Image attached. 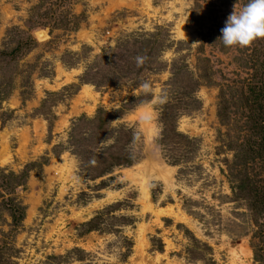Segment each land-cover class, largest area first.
I'll use <instances>...</instances> for the list:
<instances>
[{
    "label": "rangeland",
    "instance_id": "374dc122",
    "mask_svg": "<svg viewBox=\"0 0 264 264\" xmlns=\"http://www.w3.org/2000/svg\"><path fill=\"white\" fill-rule=\"evenodd\" d=\"M212 1L214 14L201 16L220 28L246 2ZM193 8L194 0H0V53L21 48L0 58V264H255L257 218L227 177L247 136L232 82L241 47L217 40L197 49ZM153 36L165 46L159 69L93 83L107 72L103 56ZM174 61L192 76L174 80ZM91 67L99 75L86 76ZM204 71L210 79L183 98ZM116 157L131 165L110 168ZM7 200L25 207L16 231Z\"/></svg>",
    "mask_w": 264,
    "mask_h": 264
},
{
    "label": "trees",
    "instance_id": "16d2710c",
    "mask_svg": "<svg viewBox=\"0 0 264 264\" xmlns=\"http://www.w3.org/2000/svg\"><path fill=\"white\" fill-rule=\"evenodd\" d=\"M246 1V0H245ZM212 0H194L192 10L193 23L198 27L199 36L202 38V45L197 48L203 50L205 46L217 42L220 36V26L207 25L203 22V13L214 14ZM216 19V18H215ZM213 22V21H212ZM41 34V33H40ZM39 34V35H40ZM157 36L149 40H134L132 44L129 41L122 42L110 57L103 56L106 63V70L102 82H93L96 86H103L105 83L123 79H136L141 72L159 69L162 65L154 66L158 61V55L164 50L165 46L159 42ZM159 42V43H158ZM25 45L30 48L36 45L35 40L28 36ZM179 45L191 47L189 42H182ZM21 48L12 52L3 51L1 57H12ZM238 61L240 63V72L233 79V83L241 85V97L246 108V140L242 142L240 149L236 152L233 161L234 170L228 174L230 191L237 201L245 202L249 211L257 218L256 224L258 232L253 236L254 243V263L264 264V38L253 40L248 46L241 47ZM143 57V63L137 66L135 58ZM97 68L91 67L86 76L93 74ZM173 79L179 77L190 78L192 74L187 70V66L174 61L171 65ZM95 75L99 73L96 70ZM240 73H245V77L240 79ZM99 75V74H98ZM210 79V75L204 71L202 76H198L196 81L191 82L188 86H183L181 93L183 98L194 93L199 86L205 84ZM89 81V80H88ZM106 81V82H103ZM87 82V81H85ZM221 117V113L219 115ZM181 139L185 136L177 134ZM189 141V140H188ZM130 158L116 157L112 158L110 168L129 166ZM22 173L15 184V187H24L27 183L28 169ZM6 208L12 218L13 231L18 230L25 218V207L19 202L7 200Z\"/></svg>",
    "mask_w": 264,
    "mask_h": 264
},
{
    "label": "clouds",
    "instance_id": "9594fccd",
    "mask_svg": "<svg viewBox=\"0 0 264 264\" xmlns=\"http://www.w3.org/2000/svg\"><path fill=\"white\" fill-rule=\"evenodd\" d=\"M257 38H264V0H246L241 5L235 2L218 39L225 47H246ZM143 59L140 56L135 58L137 66L143 63ZM143 88L148 91L149 85L144 83ZM159 102L163 103L164 98L161 97Z\"/></svg>",
    "mask_w": 264,
    "mask_h": 264
}]
</instances>
